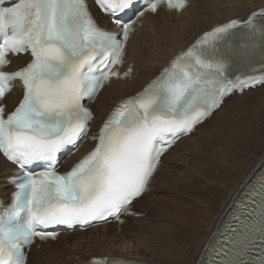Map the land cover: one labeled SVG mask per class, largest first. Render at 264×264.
I'll list each match as a JSON object with an SVG mask.
<instances>
[{
	"label": "snow or ice",
	"instance_id": "1",
	"mask_svg": "<svg viewBox=\"0 0 264 264\" xmlns=\"http://www.w3.org/2000/svg\"><path fill=\"white\" fill-rule=\"evenodd\" d=\"M141 0H95L112 16L119 31L101 28L87 0H0V100L22 81L19 106L5 115L0 105V151L23 175L13 180L12 203L0 202V264H27L25 249L38 237L55 239V225H87L132 214L157 172L161 158L182 136L212 115L235 90L264 83V26L232 20L205 33L178 55L143 92L124 100L104 122L97 143L71 171H57L58 154L87 134L93 119L85 107L104 83L119 78L125 48L136 19L155 13L161 4L183 10L187 0H142L136 17L120 16ZM8 4L9 6H5ZM264 15V12L260 13ZM241 27L259 31L258 66L253 38L238 37ZM30 52L26 67L4 71L9 53ZM249 66L252 75L230 78L234 65ZM132 72L129 68L123 75ZM43 165L33 172L29 166ZM233 220L220 233L219 250L208 264H264V177L246 193ZM227 233V235H225ZM94 264H102L100 261Z\"/></svg>",
	"mask_w": 264,
	"mask_h": 264
},
{
	"label": "bare ground",
	"instance_id": "2",
	"mask_svg": "<svg viewBox=\"0 0 264 264\" xmlns=\"http://www.w3.org/2000/svg\"><path fill=\"white\" fill-rule=\"evenodd\" d=\"M219 1L191 0V5L181 14L160 11L156 15L146 16L143 26L132 36L127 48L129 63L134 65L133 76L127 81L113 82L99 95L93 105L94 129L99 128L119 101L141 91L175 56L188 49L204 32L233 19L245 21L252 12L264 8V0H228L222 3ZM236 7H239L237 12L234 10ZM188 14H192L191 19L183 21ZM93 17L98 25L116 31L110 20L100 16L98 12ZM170 18H173L172 22ZM254 60L255 58L251 64ZM28 61V57H18L9 71L23 67ZM235 66L237 73L247 72L249 67L239 64ZM20 97V93H13L6 98L5 103L10 111L17 105ZM201 134L203 135L199 138ZM192 144L196 146L195 149ZM186 145L185 151L191 152L178 156L182 154L179 152L181 147ZM92 146L94 145L91 144L90 147ZM90 147L86 149L89 150ZM191 154H197L195 161H191ZM81 155L76 154L63 169L70 168ZM171 159H176L175 165L186 170L183 175H178L174 169L169 172L168 177L174 174L175 181L170 185L165 182L163 186L165 191L169 190L172 194L170 205L165 201L167 208H171L172 212L169 213L167 208V211H164L158 206L152 208L150 216L158 213L160 224L150 229V238L147 235L140 247L134 240H123L116 253L105 248L107 251L103 255L78 254L76 260H70L67 256L69 263L83 264L92 257H118L146 262L150 260L154 264H206L218 236L234 211H237V204L245 200L246 193L264 171V86L249 90L241 96H231L211 119L196 128L194 134L179 141L163 157V165L153 183L161 178L165 164ZM14 170V166L0 157V183L2 179L12 177ZM6 184L0 185L2 195L10 192ZM152 188L155 190L153 185L151 190ZM186 191H191V195L185 194ZM149 199L150 195H144L135 205H142ZM110 227L111 225H108L85 233L65 235L57 242L76 234H92L90 243L97 242L101 233ZM125 227L119 228L124 230ZM103 237L109 239L107 234ZM49 245L54 243L36 245L31 252L36 247L43 250L44 246ZM145 249L148 251H144ZM79 252L81 253L80 250ZM37 256L36 264H49L55 259L53 254L44 251L39 252ZM51 258L53 260H50Z\"/></svg>",
	"mask_w": 264,
	"mask_h": 264
},
{
	"label": "rangeland",
	"instance_id": "3",
	"mask_svg": "<svg viewBox=\"0 0 264 264\" xmlns=\"http://www.w3.org/2000/svg\"><path fill=\"white\" fill-rule=\"evenodd\" d=\"M225 1H228V0H220L219 3H222V2H225ZM92 9H93V12L96 15V13L98 11L94 7H92ZM234 10L237 12L239 10V7H236ZM99 15L103 16L100 13H99ZM103 17H105V16H103ZM191 17H192V14L191 15L188 14L182 20L183 21H187V20L191 19ZM105 18H107V17H105ZM170 21L172 22L173 18H170ZM100 24H102V21H100ZM239 96H241V95H239ZM202 135L203 134L199 135V138ZM192 147H194V149L196 148V146L193 145V144H192ZM186 149H187V145L184 146V147H181L179 152L182 153V154H180V155L178 154V156H181V155L187 153V151H185ZM189 149L191 150V145L189 146ZM183 151H184V153H183ZM190 152L191 151H189L187 154H189ZM196 155L197 154H191V161H195ZM185 157H186V155L183 158L185 159ZM175 161H176V159H173V160L171 159L165 164V167L163 168V171H162L163 174L161 173L162 174L161 178L164 179V180H162L160 178L159 180H157V182L154 183L155 190H153L149 194L151 196V199L145 201V203L142 204V205H136L135 206V209L138 211V213L141 212L140 214L142 216L141 217H137L136 219H129L128 223L125 225L126 227H125L124 230L123 229H119V228L117 229L116 226H111L109 228V230H107L105 232H102L104 234L101 233V235H100L101 238L98 239L99 241H97V242L90 243V241L92 240V234H88L86 236H82V235H78L77 234V235H73V237H70L69 239H65V240L63 239V240L55 243L54 245L44 246L43 250L41 248H35L33 250V252L30 254V262H29V264H36V260L38 258L37 254L39 252H41V251H44L45 253H51V254L54 255L56 260L54 259L53 262L50 261L49 264H53V263L54 264H66V263L71 264L72 262L69 263L70 260H76L78 254L79 255H85V256H90L91 254H95V253H96V255H103L105 253V251H107V250H112L113 252L116 253L119 250L120 244H121V242L123 240H125V241L134 240L136 245L139 244V247L142 246L143 245L142 240H146V236L147 235H148V238H150V236H149L150 229H152V228L154 229L155 227H157L160 224V222H159V214L158 213H156L155 215L152 214L153 216H150L151 215L150 211H152V208L155 207V206L156 207L158 206L159 208L163 209L164 211H167V209H169L168 210L169 213L172 212V209L171 208H167V206H166V202L168 203L167 205H170L169 202L172 199V197H171L172 194L170 193L169 190L165 191L164 190L165 186H163V185H165L164 184L165 182H168L166 184H169V185L171 184V182L174 183L173 181H175V175L173 174L174 177H173V175L172 176L170 175L168 177V175L173 171V169L175 171H177L178 175H183L185 173L184 171L186 170V168H183L184 170L181 169L180 168L181 166L177 167L175 165ZM191 166H192V164H191ZM169 178H171V179H169ZM7 179L8 178L2 179L0 185L2 183H7ZM167 189H169V188H167ZM7 190L11 191V188L8 185H7ZM184 193L188 194V195H191V191H186ZM149 195H147V196H149ZM196 197H197V194L194 195V198H196ZM154 204H156V205H154ZM142 223H144V224H142ZM106 234L109 236V239L107 237H103V235L106 236ZM170 240H171V238H170ZM170 240H169V242H171ZM73 243L75 245H73ZM136 245H134V246H136ZM76 249L77 250L79 249L81 251V253L79 252V250L77 251ZM150 250H149V253H151ZM144 251H148V250L145 249ZM144 251H142V252H144ZM92 252H94V253H92ZM88 253H90V255ZM67 256L70 258V260H68ZM153 256L156 257L154 254H153ZM50 260H53V258H51ZM149 262H151V261L149 260ZM152 264H154V263H152Z\"/></svg>",
	"mask_w": 264,
	"mask_h": 264
},
{
	"label": "water",
	"instance_id": "4",
	"mask_svg": "<svg viewBox=\"0 0 264 264\" xmlns=\"http://www.w3.org/2000/svg\"><path fill=\"white\" fill-rule=\"evenodd\" d=\"M232 223H235V221H232ZM231 225H234V224H231ZM225 229H226V228H225ZM223 232H225V230H224ZM225 235H227V233H225ZM222 240H223V238H222Z\"/></svg>",
	"mask_w": 264,
	"mask_h": 264
}]
</instances>
